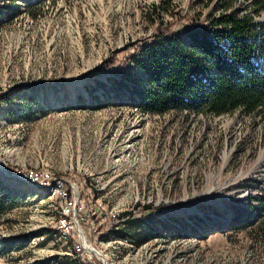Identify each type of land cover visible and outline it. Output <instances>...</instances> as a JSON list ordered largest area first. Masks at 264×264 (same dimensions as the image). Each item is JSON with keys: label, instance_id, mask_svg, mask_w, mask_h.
Instances as JSON below:
<instances>
[{"label": "rangeland", "instance_id": "374dc122", "mask_svg": "<svg viewBox=\"0 0 264 264\" xmlns=\"http://www.w3.org/2000/svg\"><path fill=\"white\" fill-rule=\"evenodd\" d=\"M253 2L0 0V167L32 179L0 174V264H97L55 181L103 264H264V115L142 112L127 55L158 21Z\"/></svg>", "mask_w": 264, "mask_h": 264}, {"label": "trees", "instance_id": "16d2710c", "mask_svg": "<svg viewBox=\"0 0 264 264\" xmlns=\"http://www.w3.org/2000/svg\"><path fill=\"white\" fill-rule=\"evenodd\" d=\"M261 8L264 0H254L253 12L224 10L204 25L193 20L180 24L181 17L158 21L152 34L135 41L127 53L139 55L144 73L138 109L158 114L186 110L264 115V20H256ZM124 58L118 51L110 62L121 64ZM256 217L261 218L260 212ZM260 223L264 226V219Z\"/></svg>", "mask_w": 264, "mask_h": 264}, {"label": "built area", "instance_id": "2783aa9c", "mask_svg": "<svg viewBox=\"0 0 264 264\" xmlns=\"http://www.w3.org/2000/svg\"><path fill=\"white\" fill-rule=\"evenodd\" d=\"M21 177L25 178L24 176H21ZM25 179L27 181H32V179H27V178ZM55 182H58L61 185V189H66L65 198H71V208L64 209V211H65L66 217L68 218V223H71L72 236L77 240H83L84 245L89 247V253L95 254L96 263L103 264V262L99 260V255L96 254L95 250L91 246V235L92 234L89 232V230H87V226L84 224V214H82L81 212V198H77L73 189L69 190L67 188V184H62L60 181H55ZM45 183L46 182H42V184H45ZM98 214L102 216V219L103 218L106 219V216L104 213L100 212ZM123 239L127 240V237L124 236Z\"/></svg>", "mask_w": 264, "mask_h": 264}, {"label": "bare ground", "instance_id": "6f19581e", "mask_svg": "<svg viewBox=\"0 0 264 264\" xmlns=\"http://www.w3.org/2000/svg\"><path fill=\"white\" fill-rule=\"evenodd\" d=\"M0 164H1V162H0ZM2 167V166H1ZM9 173V172H8ZM9 174H11V176L10 177H13V178H16V177H18V178H22L21 176H24V175H15L14 173H9ZM27 174V173H26ZM25 177V176H24ZM26 178V177H25ZM25 178H23L24 180H26ZM27 182V181H26ZM28 183V182H27ZM30 184V183H29ZM35 184V183H34ZM76 188V187H75ZM77 189V188H76ZM65 196H66V190H64V192L62 193V195H61V198H63L64 199V202H65V205H64V208H63V214H64V216L61 218V219H59L60 220V226H66V224H67V217H66V214H65V211H64V209H70L71 208V198H65ZM63 228V227H62ZM102 257V256H101Z\"/></svg>", "mask_w": 264, "mask_h": 264}, {"label": "water", "instance_id": "95a60500", "mask_svg": "<svg viewBox=\"0 0 264 264\" xmlns=\"http://www.w3.org/2000/svg\"><path fill=\"white\" fill-rule=\"evenodd\" d=\"M0 174L2 176H6V177H10L11 176V174L7 173L4 165H3V167H0Z\"/></svg>", "mask_w": 264, "mask_h": 264}]
</instances>
